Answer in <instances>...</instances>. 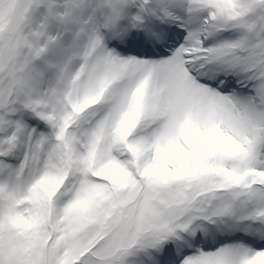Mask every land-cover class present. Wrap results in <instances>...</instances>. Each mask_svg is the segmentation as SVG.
<instances>
[{
	"label": "snow or ice",
	"instance_id": "obj_1",
	"mask_svg": "<svg viewBox=\"0 0 264 264\" xmlns=\"http://www.w3.org/2000/svg\"><path fill=\"white\" fill-rule=\"evenodd\" d=\"M0 264H264V0H0Z\"/></svg>",
	"mask_w": 264,
	"mask_h": 264
},
{
	"label": "clouds",
	"instance_id": "obj_2",
	"mask_svg": "<svg viewBox=\"0 0 264 264\" xmlns=\"http://www.w3.org/2000/svg\"><path fill=\"white\" fill-rule=\"evenodd\" d=\"M4 7H5V8H8V7H9V5H8L7 3H5Z\"/></svg>",
	"mask_w": 264,
	"mask_h": 264
}]
</instances>
